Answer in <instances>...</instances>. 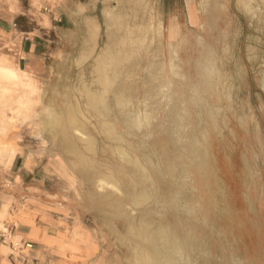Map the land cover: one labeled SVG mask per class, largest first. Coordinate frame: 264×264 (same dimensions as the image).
I'll return each mask as SVG.
<instances>
[{
	"label": "rangeland",
	"instance_id": "rangeland-1",
	"mask_svg": "<svg viewBox=\"0 0 264 264\" xmlns=\"http://www.w3.org/2000/svg\"><path fill=\"white\" fill-rule=\"evenodd\" d=\"M98 1L0 0V17L18 15L23 33L44 42L42 66L23 70L41 89L29 109L12 100L1 117L0 166L18 151L49 170L50 194H60L20 208L19 222L46 228L30 264H105L103 256L107 264H140L132 237L144 227L170 264H264V21L226 23L224 38L194 41L205 72L191 69L179 42L161 38L160 5ZM71 2L77 34L67 42L51 21ZM257 9L264 18V4ZM88 17L96 28L86 31ZM177 71L195 86L181 84ZM70 106L91 144L68 125ZM56 114L69 141L45 126ZM117 147L121 158L137 159L146 183L118 160ZM141 190L148 199L133 204Z\"/></svg>",
	"mask_w": 264,
	"mask_h": 264
},
{
	"label": "crops",
	"instance_id": "crops-1",
	"mask_svg": "<svg viewBox=\"0 0 264 264\" xmlns=\"http://www.w3.org/2000/svg\"><path fill=\"white\" fill-rule=\"evenodd\" d=\"M145 2L149 6H161L160 16L156 15L155 22H160L161 38L166 40V44H172L173 40L179 42L178 45L183 49L185 56L191 58V69L199 71L201 69L205 72L210 70L209 66L204 67L205 65L200 61H194V56L200 51L198 45L194 48V41L198 44L201 38L204 39L209 34L224 38L226 23L240 22V20L247 23L248 17L251 22L264 21L258 9L254 10L255 7L262 6L264 0H167L165 13L162 11L164 0H145ZM98 4L102 5V2L96 0L95 7ZM74 10L77 11L76 6L71 2L67 4V14L61 12L59 16H53L51 21L53 29L67 33V42L75 33L77 34ZM18 18L19 16L16 15L12 22H8L0 17V37L8 42V47H13L11 50L5 48L6 51L17 54L18 69L26 70L29 66L31 67L29 71L34 74L32 68L36 64L42 66L41 58L38 56L40 53L37 51L44 48V42L37 34L23 33L17 26ZM88 18L86 31L92 26L96 28L92 17ZM87 34L90 35L89 32ZM93 36L97 38L96 33ZM89 38L92 40L91 35ZM187 39H191L193 43ZM176 76L181 84L184 85L186 81L187 85L195 86L192 79L186 80L184 73L177 71ZM51 177L52 174L47 168L37 162L28 161L24 154L18 151L3 160L0 166V215L7 217L0 224V264H30L28 255L34 252L38 243L47 238L46 228H41L35 219L19 222L18 215L20 208L27 201L49 205L47 198L60 195L50 194L55 185ZM36 210L40 214L41 209H33V212ZM100 261L105 264L110 262L104 256ZM113 262L117 264L116 261Z\"/></svg>",
	"mask_w": 264,
	"mask_h": 264
},
{
	"label": "bare ground",
	"instance_id": "bare-ground-1",
	"mask_svg": "<svg viewBox=\"0 0 264 264\" xmlns=\"http://www.w3.org/2000/svg\"><path fill=\"white\" fill-rule=\"evenodd\" d=\"M1 15L3 17H5L8 21H12V19H13V15L10 13H5L3 11V13H1ZM7 43L8 42H5L0 37V133H4L6 131V124L2 121V118H1V117H3L4 111H5V110L3 111V108L5 109L6 107H8L7 104L10 101L17 100L21 109H24V110L29 109L31 104H32V103H30L31 97L33 95L37 94L39 92V90L41 89L40 86H42L41 82H38V80H36V78H34L33 76H28L23 70L18 69V67H17L18 57L17 56L11 57L9 55V53L5 49ZM34 68H37V67L34 66ZM86 96H87L86 98H87L88 102H90L92 100V96L88 95V93ZM97 106H98V103L95 102L93 104V109H96ZM63 107H64V105H63ZM47 110L50 111L49 108H47ZM49 114H50V112H49ZM61 116H62V112H61ZM62 119L63 118L58 117L56 114V116H53V118H50L46 121L45 126H47V127L49 126L55 130H61V132L64 134V137H65L64 139L69 141V138L67 137V128L64 125V122L62 121ZM66 119H67L68 125H70V127L73 129L72 130L73 134H74V131L76 133H79L80 141L81 140L86 141V142H89V144H91L90 139L83 138V134L81 132L82 130L80 131V129H79V122L77 120L74 107H71V106L68 107L67 112H66ZM138 121L134 120V119L132 121H130L131 126L137 127ZM67 123H65V124H67ZM70 127H69V131L71 130ZM83 144H84V142H83ZM67 146L69 147V149H73V146L71 144H69L68 142H67ZM84 148H85V146H84ZM88 153H90V152H88ZM114 153L118 156V158H119L118 160L122 161V163L123 162L125 164L127 163L129 165H132L135 168V170L138 173V176L140 177V179L143 183L144 182L146 183L148 181V176L146 174V171H145V169H143V167L140 166V163L138 164L137 159H133V158L129 157V155L125 152H124L125 154H124L123 158H121L120 156L123 152L118 147L116 148V151ZM107 176H109V175H107ZM102 178L106 179L107 181L109 180V182L112 184H115L114 180L111 178L104 177L103 175H102ZM147 199H148V196H147L146 191H144V190H141L139 194H134L131 197L133 204L138 203V202L142 203V202L146 201ZM144 228H143V235L141 234L139 236V234L137 232V234L133 235V237H132L133 241L135 242L134 244L138 247L137 250H139V247H140V252L137 251L140 253L139 257H140V260L142 262L140 264H170L169 260L164 258L163 256H161V254L156 250V248L154 246V241L151 238V234L148 233V231H146V228L145 229ZM162 238H163V242H164L163 246H165L166 245V239L164 238V235ZM135 252H136V250H135ZM136 264H137V262H136Z\"/></svg>",
	"mask_w": 264,
	"mask_h": 264
}]
</instances>
